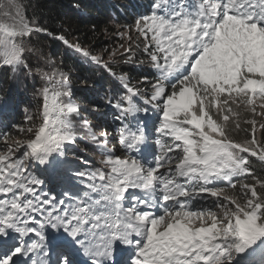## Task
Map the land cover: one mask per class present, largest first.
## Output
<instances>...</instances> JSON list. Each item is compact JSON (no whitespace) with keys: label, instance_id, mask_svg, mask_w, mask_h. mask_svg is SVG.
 Masks as SVG:
<instances>
[{"label":"snow or ice","instance_id":"obj_1","mask_svg":"<svg viewBox=\"0 0 264 264\" xmlns=\"http://www.w3.org/2000/svg\"><path fill=\"white\" fill-rule=\"evenodd\" d=\"M141 7L97 53L0 0V70L36 107L0 121V264H264V0Z\"/></svg>","mask_w":264,"mask_h":264},{"label":"trees","instance_id":"obj_2","mask_svg":"<svg viewBox=\"0 0 264 264\" xmlns=\"http://www.w3.org/2000/svg\"><path fill=\"white\" fill-rule=\"evenodd\" d=\"M25 2L29 4V17L33 15L34 10L42 24H48L51 28L62 24L69 33L70 40L79 38L80 43L86 46L91 45L95 52L100 53L104 48L111 50L119 41L116 36L112 35L116 25L110 21L117 19L120 24L130 21L137 11L143 10L141 5L147 0H25ZM76 4H79V8L74 6ZM93 26H95V32H93ZM105 27L111 30L108 35L103 34ZM36 46L42 48L45 54L51 52L58 63L62 57L66 67L76 68L75 74L87 75L90 79L96 80L98 85L106 87L107 80L106 78L102 79L100 72L81 65L75 60L74 54L66 51L59 42L42 39L36 43ZM104 75L106 77V74ZM5 81H7V74L2 73L0 75V100L7 99ZM73 84H78V81L73 79ZM22 121V118L13 120L15 123ZM13 122L9 121L10 124ZM241 134L243 137V133ZM81 147L88 148L86 143H81ZM88 150V155L85 158L94 163L93 158L99 159V156L92 148H88ZM81 155L83 154L81 153ZM253 167L257 173L261 172L260 162L257 161Z\"/></svg>","mask_w":264,"mask_h":264},{"label":"rangeland","instance_id":"obj_3","mask_svg":"<svg viewBox=\"0 0 264 264\" xmlns=\"http://www.w3.org/2000/svg\"><path fill=\"white\" fill-rule=\"evenodd\" d=\"M5 5L7 4V0H4ZM125 19V18H124ZM118 41L117 43H119ZM105 56V55H104ZM104 59H107L104 57ZM7 74V81L6 84V91L5 95H7V100L3 99L0 100V116H2L1 121L9 124V119L13 122L14 118L24 119V112L25 108H29L30 112H35V101L33 100V88H32V81H28V87L25 88L23 83L10 79V74L7 71L0 70L1 74ZM10 96V97H9ZM5 116V119H4ZM19 121V120H18ZM237 137H242L240 133ZM242 139V138H241ZM88 148H92L88 145ZM93 157V156H92ZM94 163H92L93 167H98L99 159L97 157L93 158ZM53 184L57 183L59 178L58 177H50Z\"/></svg>","mask_w":264,"mask_h":264}]
</instances>
